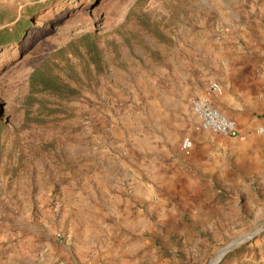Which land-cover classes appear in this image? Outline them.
<instances>
[{
  "label": "rangeland",
  "instance_id": "obj_1",
  "mask_svg": "<svg viewBox=\"0 0 264 264\" xmlns=\"http://www.w3.org/2000/svg\"><path fill=\"white\" fill-rule=\"evenodd\" d=\"M27 14L0 48V264L264 259V0H0V28ZM44 62L73 93L29 90ZM201 96L240 138L198 128Z\"/></svg>",
  "mask_w": 264,
  "mask_h": 264
},
{
  "label": "trees",
  "instance_id": "obj_2",
  "mask_svg": "<svg viewBox=\"0 0 264 264\" xmlns=\"http://www.w3.org/2000/svg\"><path fill=\"white\" fill-rule=\"evenodd\" d=\"M31 14V13H30ZM30 14H27L23 18H6L7 23H13L11 27L0 28V48H5L16 43L19 37L25 32V30L31 24V19H28ZM4 18V17H2ZM1 23V20H0ZM2 24H0L1 26ZM83 44L89 52V56L97 61L98 49L95 40L92 35H86L82 38ZM29 90L33 93H48L63 98L67 93H73L74 90L69 84L64 83L62 80L53 77L49 73L47 62H44L39 67L33 70L29 76ZM4 124L0 120V149H1V137L4 131Z\"/></svg>",
  "mask_w": 264,
  "mask_h": 264
},
{
  "label": "built area",
  "instance_id": "obj_3",
  "mask_svg": "<svg viewBox=\"0 0 264 264\" xmlns=\"http://www.w3.org/2000/svg\"><path fill=\"white\" fill-rule=\"evenodd\" d=\"M211 90L220 93V87L217 84L211 85ZM190 108L196 117L198 128L203 131H210L229 138H240L241 130L237 122L223 114L215 107L207 97H193L189 101ZM262 132V129H258ZM181 151L188 155L193 149V141L189 136H185L180 142Z\"/></svg>",
  "mask_w": 264,
  "mask_h": 264
},
{
  "label": "crops",
  "instance_id": "obj_4",
  "mask_svg": "<svg viewBox=\"0 0 264 264\" xmlns=\"http://www.w3.org/2000/svg\"><path fill=\"white\" fill-rule=\"evenodd\" d=\"M250 65H252L251 62H249L247 60H242L241 62H239V68H238L239 71H238L237 76H236V81L239 83V85H242V83L244 81H246V85L249 83V81H252V78L251 77L249 78V75H248V71L250 70V68H249ZM258 81H259L258 79L253 81V84L257 86ZM222 87H223V91H224L223 94H225V96L223 98L213 96V102H215L216 106H218V108H220L223 112L227 113L228 109H227V92L225 89L226 85L222 84ZM117 187H118V185H117ZM248 260H250V258H248ZM260 261L263 262L260 264H264V259H260L258 261L252 260V261L247 262V264H251V263L258 264L257 262H260ZM239 262L241 263V261H239Z\"/></svg>",
  "mask_w": 264,
  "mask_h": 264
},
{
  "label": "water",
  "instance_id": "obj_5",
  "mask_svg": "<svg viewBox=\"0 0 264 264\" xmlns=\"http://www.w3.org/2000/svg\"><path fill=\"white\" fill-rule=\"evenodd\" d=\"M235 243H230L229 245H227L226 247H224L222 250H221V254L219 256V258L217 259V261L215 262V264H217V262L220 260V258L223 256L224 252H226L231 246H233Z\"/></svg>",
  "mask_w": 264,
  "mask_h": 264
},
{
  "label": "bare ground",
  "instance_id": "obj_6",
  "mask_svg": "<svg viewBox=\"0 0 264 264\" xmlns=\"http://www.w3.org/2000/svg\"><path fill=\"white\" fill-rule=\"evenodd\" d=\"M220 256V255H219ZM217 261V259H214L210 262V264H215V262Z\"/></svg>",
  "mask_w": 264,
  "mask_h": 264
}]
</instances>
